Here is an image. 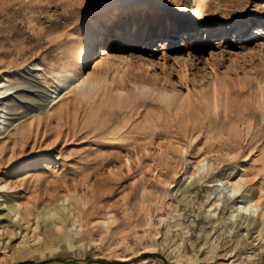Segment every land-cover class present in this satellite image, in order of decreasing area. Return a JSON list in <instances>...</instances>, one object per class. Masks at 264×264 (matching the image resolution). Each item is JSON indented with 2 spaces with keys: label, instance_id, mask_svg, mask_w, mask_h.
I'll return each instance as SVG.
<instances>
[{
  "label": "rangeland",
  "instance_id": "374dc122",
  "mask_svg": "<svg viewBox=\"0 0 264 264\" xmlns=\"http://www.w3.org/2000/svg\"><path fill=\"white\" fill-rule=\"evenodd\" d=\"M85 40L82 72L101 58L110 84L46 114L66 47ZM14 73L0 108V202L35 240L18 257L19 234L0 228V264H164L158 254L264 264V232L241 237L212 186L242 165L243 190L264 212V0H0V79ZM152 84L184 103L139 93ZM117 88L130 97L117 102ZM199 159L208 175L181 190ZM62 205L67 226L48 230L46 211Z\"/></svg>",
  "mask_w": 264,
  "mask_h": 264
},
{
  "label": "bare ground",
  "instance_id": "6f19581e",
  "mask_svg": "<svg viewBox=\"0 0 264 264\" xmlns=\"http://www.w3.org/2000/svg\"><path fill=\"white\" fill-rule=\"evenodd\" d=\"M117 17H118L117 10L114 9L112 12L108 14L107 17L104 18L103 31L105 33L109 31L111 23ZM66 48L67 49H65L66 50L65 54L63 53L61 59L63 62L64 61L66 62L65 63L66 66L64 67L63 72L58 74L52 73L53 75L51 76L54 87H53V91H51V93L47 96L45 110L48 111L46 112V114H48L49 110L52 107L60 104L62 101H64V99L67 96L71 94L75 95V97L78 99L80 97L87 95L94 96L100 90H102V93H105L107 89L106 88L107 85L110 84L107 77V75H109L108 72L109 70H105V69L99 70L100 67L103 66V62L101 58L94 61L93 72L87 75H84V73L82 72L84 65L88 63V59L90 58V54L92 52V46L90 45L89 42L86 41L83 44H79V43L72 44L71 46ZM36 70H41V69H36ZM16 75L17 74L14 73L8 77L0 79V108L2 109H3L2 104H4V102L8 99V97L11 94L10 92V90L12 89L11 85L16 84L17 82ZM43 81H45L44 78ZM119 82H123L122 77L119 78ZM138 91L140 94L144 96H148L154 100H158L159 102L164 101L165 103L175 104L176 106H181L184 103V100H181V98L179 97L177 98L173 90H168L165 87H159L153 84L151 86L144 85L142 86V88L138 87ZM128 92L125 91L123 88H117L115 92L116 97L114 98L115 99L117 98V102L118 101L121 102V100L123 101L129 96ZM2 109H0V113L3 112ZM27 130L28 128L21 127L19 129V134L24 136ZM159 147L162 148L163 146L160 145ZM186 168H191L193 171L189 174L184 175L183 180L179 187L181 190L189 188L190 186L192 187V185L201 182L208 175L209 163L205 159H199L196 163L187 162ZM243 170L244 168L241 165L239 166V169L235 174L234 179L225 180L217 177L213 180L214 184H212V186H217V194L219 197L218 201L221 200L229 205L230 208V212L228 215L229 223L240 227L243 226V229L245 230L246 234L241 233L240 234L241 237L247 236L248 233L251 231L259 234L264 232V212H261L262 214L260 218L258 215L259 213H257L258 210L257 203L261 200V198L260 197L254 198L251 195H248L247 193L244 192L243 184L244 182H247V180L244 177V174L242 173ZM10 208L11 206L8 205L6 200L0 202V223L5 222V224L0 227L2 228L1 233L6 232L8 239H11L19 234V238H21V241H19L20 247L19 248L16 247V248H17L18 257H22L27 253V251L29 250L30 243L35 239L29 241L28 239H25L26 234H24L23 236L21 235L23 232L21 230L23 224L20 225L19 223L20 220H18L17 222L19 227L18 228L15 227V223H14L15 221L13 220L14 215L12 216L10 212H8V209ZM12 208H13L12 210H14L16 214H19L18 210H16L14 206ZM45 214L49 215L50 217L51 216L53 217V218L51 217L52 221L50 222V224L48 223L47 225L48 230L51 231L62 230L65 229L64 227L67 226L68 224L70 215L68 212H66L64 205H62L60 209L58 208L57 213L46 211ZM40 216L43 217V215L41 214L38 215L39 218ZM10 223H13L11 227L9 226ZM9 229L11 230L9 231Z\"/></svg>",
  "mask_w": 264,
  "mask_h": 264
},
{
  "label": "water",
  "instance_id": "95a60500",
  "mask_svg": "<svg viewBox=\"0 0 264 264\" xmlns=\"http://www.w3.org/2000/svg\"><path fill=\"white\" fill-rule=\"evenodd\" d=\"M158 256H159L160 258H162L164 264H167L166 259H165L162 255L158 254ZM54 259H56V260H58V261H61V260H62V259L59 258V257H56V258H54ZM49 260H51V259L44 260V261H49ZM42 262H43V261L34 262V263H26V264H41Z\"/></svg>",
  "mask_w": 264,
  "mask_h": 264
}]
</instances>
